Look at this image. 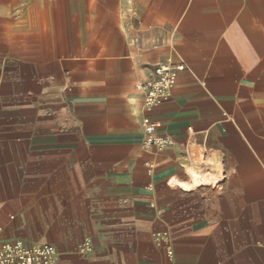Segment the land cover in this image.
Segmentation results:
<instances>
[{
    "label": "crops",
    "instance_id": "0c3cea01",
    "mask_svg": "<svg viewBox=\"0 0 264 264\" xmlns=\"http://www.w3.org/2000/svg\"><path fill=\"white\" fill-rule=\"evenodd\" d=\"M146 117L172 146L142 149ZM0 236L56 264H264V0H0Z\"/></svg>",
    "mask_w": 264,
    "mask_h": 264
},
{
    "label": "built area",
    "instance_id": "2783aa9c",
    "mask_svg": "<svg viewBox=\"0 0 264 264\" xmlns=\"http://www.w3.org/2000/svg\"><path fill=\"white\" fill-rule=\"evenodd\" d=\"M185 64H174L170 60L159 63L154 71V78L140 86L145 94L144 108L147 112L160 107L172 98L173 88L178 76L185 70ZM144 141L143 150L156 147L163 150L174 144L173 139L158 136L156 124L146 117L143 120ZM81 254L92 251L88 244L78 247ZM59 252L53 246L26 248L23 243L4 242L0 236V264H56Z\"/></svg>",
    "mask_w": 264,
    "mask_h": 264
},
{
    "label": "bare ground",
    "instance_id": "6f19581e",
    "mask_svg": "<svg viewBox=\"0 0 264 264\" xmlns=\"http://www.w3.org/2000/svg\"><path fill=\"white\" fill-rule=\"evenodd\" d=\"M195 166H196V165H195ZM200 175H201V174H200ZM193 178H194V177H193ZM193 178H192V179H193ZM203 178H204V176H203ZM204 179H205V178H204ZM200 180H201V179H200ZM201 181H202V180H201ZM203 181H204V180H203ZM203 181H202V183H203ZM205 181H207V179H206ZM174 182H175V181H174ZM199 183H200V181H199ZM206 183H207V182H206ZM178 184H179V183H178ZM180 184H181V183H180ZM194 184H195V183H194ZM194 184H192V185H194ZM195 185H196V184H195ZM195 185H194V186H195ZM184 186H185V185H183V187H184ZM189 191H190V190H189Z\"/></svg>",
    "mask_w": 264,
    "mask_h": 264
}]
</instances>
